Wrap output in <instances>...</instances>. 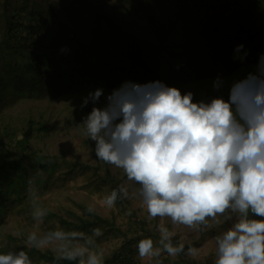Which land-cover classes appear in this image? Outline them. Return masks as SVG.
Here are the masks:
<instances>
[{
    "label": "clouds",
    "instance_id": "clouds-1",
    "mask_svg": "<svg viewBox=\"0 0 264 264\" xmlns=\"http://www.w3.org/2000/svg\"><path fill=\"white\" fill-rule=\"evenodd\" d=\"M243 48L238 45L235 52ZM221 85L217 78L214 88ZM102 95L103 89H96L83 100L82 107L94 105L82 122L85 134L95 142L97 159L122 169L139 186L149 218L194 228L230 211L236 214L233 223L215 238V264H264V55L255 73L233 82L228 100L193 102L191 91L182 94L161 81H126L106 97L104 107H96ZM128 195L120 186L103 203L111 208ZM45 214L38 211L34 218ZM160 231L159 248L151 237L138 241L141 258L184 251L183 244L173 245L167 228ZM67 236L57 230L42 239L31 234L28 242L39 246ZM64 258L102 264L88 248L66 251ZM0 264L32 261L19 250L0 254Z\"/></svg>",
    "mask_w": 264,
    "mask_h": 264
},
{
    "label": "rangeland",
    "instance_id": "rangeland-1",
    "mask_svg": "<svg viewBox=\"0 0 264 264\" xmlns=\"http://www.w3.org/2000/svg\"><path fill=\"white\" fill-rule=\"evenodd\" d=\"M108 5L105 10L110 7ZM262 35L249 36V46L258 50V45L264 43ZM194 54L198 63L204 61L200 52ZM92 60V57L87 58L77 70L84 78L81 86L56 94L47 89L49 84L42 79L37 86L38 96L9 99L0 106V162L6 157L10 165L13 160L27 155L22 170L10 168L7 175H0V254L24 250L32 264H54L40 258L37 251L64 256L66 251L88 248L101 256L102 264H215V238L231 226L236 214L229 211L194 228L173 224L167 217L151 219L138 195L139 186L129 181L122 169L97 159L95 142L87 137L82 124L94 105L89 101L82 107L83 100L90 92L103 89V95L95 104L102 108L106 105V97L123 83L117 74L97 67L95 71L94 63L89 62ZM165 60L175 63V74L167 73ZM185 61V57L173 60L162 54L160 65L154 67L158 76L156 81L176 87L182 94L191 91L193 97L209 100L219 96L228 100L233 82L255 73L260 63L248 61L228 67L220 58L217 65H211L199 74L191 72L190 77L183 75L185 78L178 82L177 76L184 71ZM217 78L222 81L219 90L214 88ZM26 131L30 134L23 145L20 141ZM23 147L25 149L20 151ZM53 156L56 161L51 159ZM41 161H45L47 169H38L37 162ZM77 163L88 167H80ZM120 186L126 188L129 195L117 200L113 207H107L104 198ZM80 206L113 222V228L97 224L90 232L75 227L79 218L86 217ZM38 211L46 214L34 218ZM61 219L68 223H62ZM161 228H167L172 234L173 245L183 244L184 251L175 256L162 251L158 257L141 258L137 251L139 237L150 236L154 247L159 248ZM57 230L67 233V238L39 246L28 242L31 234L42 239Z\"/></svg>",
    "mask_w": 264,
    "mask_h": 264
},
{
    "label": "trees",
    "instance_id": "trees-1",
    "mask_svg": "<svg viewBox=\"0 0 264 264\" xmlns=\"http://www.w3.org/2000/svg\"><path fill=\"white\" fill-rule=\"evenodd\" d=\"M72 1L65 5L68 13L57 11V1L45 5L38 0H22L20 8L11 0L3 2L0 8V106L17 98L38 96L37 86L42 79L49 84L47 89L56 94L81 86L84 78L77 70L89 57L93 58L89 62L94 63L95 71L97 67L117 74L122 83L146 84L158 79L154 67L160 65L162 54L173 60L186 58L184 71L177 76L178 82L185 78L183 75L190 77L191 72L199 74L217 65L220 58L225 60L226 66L232 67L248 61L260 62L264 55V43L256 50L248 41L249 36L258 33H263L264 37V0H191L193 11L186 0L183 3L182 0H116L103 1V6L98 0L94 4L91 0ZM108 4L111 8L105 10ZM243 39L246 42H242ZM238 45L244 46L239 54L235 52ZM195 51L202 55V63L194 59ZM245 52L246 58L240 59ZM165 64L167 73L175 74V63L165 60ZM193 99L210 101L207 97ZM30 131L24 133L21 144L25 145ZM26 157L22 155L10 165L6 157H2L0 175H7L10 168L22 170ZM51 159L56 161L54 156ZM43 162H37L38 169L48 168ZM80 208L86 217L79 218L75 227L90 232L97 224L113 228V222L89 211L86 206ZM61 222L68 223L63 219ZM146 237L150 236L141 235L139 239ZM37 254L54 264H79L78 259L68 260L65 255L56 256L49 251H37Z\"/></svg>",
    "mask_w": 264,
    "mask_h": 264
},
{
    "label": "crops",
    "instance_id": "crops-1",
    "mask_svg": "<svg viewBox=\"0 0 264 264\" xmlns=\"http://www.w3.org/2000/svg\"><path fill=\"white\" fill-rule=\"evenodd\" d=\"M5 0H0V8H1V6H2V4H3V2H4ZM10 1V0H9ZM30 1H32V0H30ZM41 4L42 3H44L45 5H50V4H53L54 3V1H57L58 2V4L59 5H57V11H59V13L60 12H64V13H68L67 11H68V8L66 7V6H68V5H70V4H72L73 3V1L72 0H38ZM94 1L95 0H91L90 2L92 3V4H94ZM104 1V0H103ZM103 1H101V0H98L97 2H103ZM11 2L13 3V4H15L16 6H18L19 8L20 7H22V0H11ZM66 5V6H65ZM73 5H71L70 7H69V10L71 11V7H72ZM91 6V5H90ZM109 6V5H108ZM24 7V6H23ZM92 7V6H91ZM85 8H86V6H85ZM111 7H109L108 9H110ZM64 9V10H63ZM105 9V8H104ZM85 15H86V11H85Z\"/></svg>",
    "mask_w": 264,
    "mask_h": 264
},
{
    "label": "built area",
    "instance_id": "built-area-1",
    "mask_svg": "<svg viewBox=\"0 0 264 264\" xmlns=\"http://www.w3.org/2000/svg\"><path fill=\"white\" fill-rule=\"evenodd\" d=\"M185 2L188 3V6L192 9V11L195 10L194 4L192 3L191 0H186ZM182 3H183V0H182ZM189 3H190L191 5H190Z\"/></svg>",
    "mask_w": 264,
    "mask_h": 264
}]
</instances>
